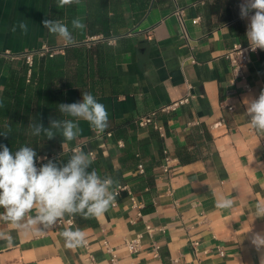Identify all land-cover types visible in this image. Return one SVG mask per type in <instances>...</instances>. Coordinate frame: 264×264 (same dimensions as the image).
I'll return each mask as SVG.
<instances>
[{"label": "crops", "instance_id": "obj_1", "mask_svg": "<svg viewBox=\"0 0 264 264\" xmlns=\"http://www.w3.org/2000/svg\"><path fill=\"white\" fill-rule=\"evenodd\" d=\"M241 3L80 0L60 7L57 0H0L3 91L10 66L24 61L14 54L48 48L57 55L71 47L43 27L45 19L60 20L71 29L72 19L82 18L86 28L73 31L74 46L103 55L106 75L94 82L105 90L93 96L106 106L109 127L97 135L80 121V137L63 142L62 149L82 144L84 152L95 151L97 172L129 186L118 206H110L94 226L75 223L24 231L0 221V232L15 238L13 245L0 240V264H91L89 255L95 257L93 264H111L104 238L121 264H264V243L256 242L257 237L264 240V218L254 214L255 204L264 201V134L251 127L246 115L247 100L264 90V50L253 53L246 66L250 90L234 78L226 56L234 45H248ZM180 9L188 39L175 13ZM196 17L200 21L193 23ZM22 21L27 34L18 28L13 33L12 26ZM189 91L187 104L159 114L164 136L136 122ZM120 140L123 147L117 144ZM164 150L174 169L170 177L161 167ZM180 151L187 161L181 160ZM140 162L144 173L138 170ZM130 192L144 203L142 209L134 206ZM222 197L233 200L230 209L216 207ZM68 228L82 229L88 247H65L61 232ZM138 233L141 249L130 253L124 239Z\"/></svg>", "mask_w": 264, "mask_h": 264}, {"label": "clouds", "instance_id": "obj_2", "mask_svg": "<svg viewBox=\"0 0 264 264\" xmlns=\"http://www.w3.org/2000/svg\"><path fill=\"white\" fill-rule=\"evenodd\" d=\"M60 7L79 4L80 0H57ZM241 19L248 20L246 38L252 52L264 50V0H242L240 4ZM43 27L50 34L62 40L65 46H74L77 41L73 31H83L86 24L81 17L71 21V29L60 20L45 19ZM24 35L28 32L26 22L12 26ZM0 92L3 87L0 86ZM4 103L0 100V108ZM61 116L66 119H49V126L42 122H30L29 129L33 136H45L54 139L58 134L63 142L77 140L81 133L80 121L88 123L90 129L97 135L103 134L109 127V112L103 103L97 101L89 92L82 93V101L61 103L58 105ZM246 115L253 129L264 134V90L258 97L247 100ZM11 127L5 125L0 136L7 137ZM37 152L25 144L14 153L7 145L0 144V221H4L13 230L29 231L34 226L38 231H44L67 216H81L84 219H99L114 205L118 193L114 186L118 182L109 176L102 177L92 168L91 153L75 149L67 163L58 164L48 160L37 167ZM233 200L221 198L216 207L230 209ZM254 214L264 218V201L255 204ZM65 247L76 249L86 245L85 232L80 229H65L61 232ZM0 240L13 245L15 238L10 233L0 232ZM256 242L264 243L257 237Z\"/></svg>", "mask_w": 264, "mask_h": 264}, {"label": "trees", "instance_id": "obj_3", "mask_svg": "<svg viewBox=\"0 0 264 264\" xmlns=\"http://www.w3.org/2000/svg\"><path fill=\"white\" fill-rule=\"evenodd\" d=\"M106 67L99 50L83 46L67 47L65 53L52 57L36 56L31 74L24 61L11 65L0 99L4 103V107L0 108V131L9 125L11 132L7 137L0 136V144L7 145L13 153L25 144L33 147L37 154L61 152L63 138L59 134L51 140L43 135L33 136L29 123L39 121L48 127L50 118H69L61 116L58 105L78 102L83 92L92 95L103 93L105 89L101 82L99 86L94 80L104 78ZM71 154L63 153L60 161L54 162L67 163ZM179 156L182 161L188 160L183 151L179 152ZM98 163L93 162L91 167L96 169ZM73 219L77 225L97 224L95 218L86 220L77 215Z\"/></svg>", "mask_w": 264, "mask_h": 264}, {"label": "built area", "instance_id": "obj_4", "mask_svg": "<svg viewBox=\"0 0 264 264\" xmlns=\"http://www.w3.org/2000/svg\"><path fill=\"white\" fill-rule=\"evenodd\" d=\"M242 2V0H241ZM176 15L179 18V21L181 23L182 29H183V36L185 38L188 39V30H187V26L185 23V17H184V13L183 10H177ZM200 21V17H196L194 19H192L193 23H198ZM258 49L255 51L257 52ZM252 52L249 48V44L248 45H234L231 49L228 50L226 56L230 62L231 65V72L234 76V78L239 79V81H244L245 85L244 87L247 90H250V85L249 83H247V74H246V66L247 64L251 61L252 58V54L255 53ZM49 54L50 56H54L55 51H50V49L48 48H44L42 50H38L36 52H24L21 54H17V55H13V58H17V59H23L25 61V63L28 65L29 67V74L31 73V68L34 65V59L36 55H47ZM12 55V54H11ZM189 89L192 88V85H188ZM191 93L189 91L188 95H186L185 97L170 103L160 109H155L153 111H151L150 113H148L147 115L141 117L138 119L137 123L139 126H153V128H155L156 130L159 131V133L164 136L165 135V130H164V126L163 124L160 122L158 116L160 113L165 112V113H171V112H175L178 108H180L181 106H183L184 104H187L190 100L191 97ZM231 109L233 107H230ZM107 135L110 137L112 136L111 132H107ZM262 145L264 146V139L261 141ZM117 144L121 147L124 146V142L122 140L118 141ZM75 149H83V145L82 144H78L72 148H67V149H62L61 152L57 153V154H52V155H46V154H37L38 158H46V159H37V167H40L43 163H47L48 160H54V161H60L61 155L63 153H73V151ZM89 153H91L92 159L95 160L96 159V155H95V151H90ZM163 172L167 175V176H171L174 169L171 166V158L170 156L167 154V151L164 150V162L161 165ZM138 170L140 173H144L145 172V165L143 162H140L138 165ZM115 191L118 193V195L116 196L115 199V203H114V207L118 206L119 204V199L122 197V193L124 191H129V186L127 184L124 183H120L118 184V187H114ZM130 197L131 200L134 204L135 207L142 209L144 207V203L143 202H139L136 200V197L130 192ZM139 215H141V212L139 211ZM61 225H68V226H74L75 225V221L73 219V217H69V218H63L60 221H58V223L55 226H61ZM147 230L152 231V227L150 225L147 226ZM141 238L142 235L140 233L131 236V237H127L124 239V244L125 247L127 248L128 252L130 253H134L137 252L141 249ZM86 246L88 247V242L86 243ZM102 246L105 249V251L109 254V259H110V263L111 264H121L120 263V259L118 254L115 252V247L112 245V243L107 239L104 238L102 240ZM156 250H159V245H155ZM219 253L221 255H224V251L223 249L219 248ZM88 260H90L91 264H93L95 262V257L93 255H89L88 256Z\"/></svg>", "mask_w": 264, "mask_h": 264}]
</instances>
